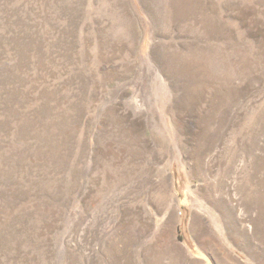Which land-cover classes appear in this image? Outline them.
<instances>
[{"label":"rangeland","instance_id":"obj_1","mask_svg":"<svg viewBox=\"0 0 264 264\" xmlns=\"http://www.w3.org/2000/svg\"><path fill=\"white\" fill-rule=\"evenodd\" d=\"M0 264H264V0H0Z\"/></svg>","mask_w":264,"mask_h":264},{"label":"bare ground","instance_id":"obj_2","mask_svg":"<svg viewBox=\"0 0 264 264\" xmlns=\"http://www.w3.org/2000/svg\"><path fill=\"white\" fill-rule=\"evenodd\" d=\"M227 208H230V204H229V206ZM231 208H233V207H231ZM234 211H235V209H234ZM193 226H194V229L195 230H199V229H205L206 224H205V221L203 220V218H201V217L198 216L197 218L194 219Z\"/></svg>","mask_w":264,"mask_h":264}]
</instances>
